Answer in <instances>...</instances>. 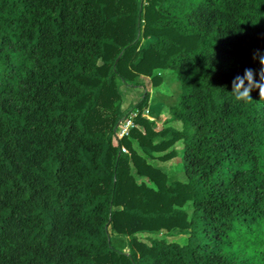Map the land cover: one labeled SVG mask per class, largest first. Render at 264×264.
<instances>
[{
    "label": "trees",
    "instance_id": "1",
    "mask_svg": "<svg viewBox=\"0 0 264 264\" xmlns=\"http://www.w3.org/2000/svg\"><path fill=\"white\" fill-rule=\"evenodd\" d=\"M263 16L264 0H0V264H264V99L231 92L246 68L259 80ZM169 71L181 128H154L147 89L115 139L121 84ZM178 145L184 182L153 161Z\"/></svg>",
    "mask_w": 264,
    "mask_h": 264
},
{
    "label": "rangeland",
    "instance_id": "2",
    "mask_svg": "<svg viewBox=\"0 0 264 264\" xmlns=\"http://www.w3.org/2000/svg\"><path fill=\"white\" fill-rule=\"evenodd\" d=\"M264 25V16L262 18ZM157 36L151 35L148 38H143V46L148 45L151 41L156 39ZM143 76V75H142ZM164 79L162 80L160 85H155L152 79H148L145 77H141L140 81L141 85H136L135 83L128 82L121 84V93H122V109L124 111L132 110L136 111V105L141 100L144 92L148 89L150 92V101L148 105V112H145L144 115L153 120V126L156 130L161 129L166 125H171L173 127L181 128V123L172 121L170 119V105L178 102L181 91V84L177 79L176 75L173 72L164 73ZM142 79V80H141ZM131 138L132 147L138 150L139 145L137 141ZM116 143V141H115ZM177 148L179 154L176 157H173L167 161H160L159 159L153 160L158 166H160L168 175L171 180H179L186 181L187 176L183 167V162L180 154V145ZM141 179V178H140ZM188 212L191 213L193 206L192 203L189 202L185 206ZM158 238H165L167 240H177L182 241L184 239L185 234H183L180 229H175L171 232L163 231V233H157ZM142 239L146 238L144 235H141ZM112 237L115 239L122 238V235L118 232H113ZM147 239V238H146ZM120 251H124L126 248L117 247ZM123 249V250H121ZM129 249V248H128ZM131 250V249H130Z\"/></svg>",
    "mask_w": 264,
    "mask_h": 264
},
{
    "label": "clouds",
    "instance_id": "3",
    "mask_svg": "<svg viewBox=\"0 0 264 264\" xmlns=\"http://www.w3.org/2000/svg\"><path fill=\"white\" fill-rule=\"evenodd\" d=\"M253 59H258L260 64L264 66V54L259 50L253 53ZM256 72L252 68H246L243 75H237L232 81V93L235 100L249 103L253 99L252 90L259 89L260 99H264V67L259 70V80L255 79Z\"/></svg>",
    "mask_w": 264,
    "mask_h": 264
},
{
    "label": "built area",
    "instance_id": "4",
    "mask_svg": "<svg viewBox=\"0 0 264 264\" xmlns=\"http://www.w3.org/2000/svg\"><path fill=\"white\" fill-rule=\"evenodd\" d=\"M145 112H148L146 110ZM138 115V111L131 112V114L126 117L124 120H122L119 125L117 126V132L115 139L117 138H123L124 136H128L130 134V130L135 126V117ZM122 150L124 152H128V149L123 146Z\"/></svg>",
    "mask_w": 264,
    "mask_h": 264
}]
</instances>
